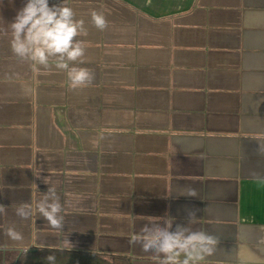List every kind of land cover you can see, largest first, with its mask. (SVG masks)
<instances>
[{"label": "crops", "instance_id": "1", "mask_svg": "<svg viewBox=\"0 0 264 264\" xmlns=\"http://www.w3.org/2000/svg\"><path fill=\"white\" fill-rule=\"evenodd\" d=\"M73 8L94 80L18 59L0 0V264L38 247L161 264L136 242L146 220L220 236L201 264H232L241 233L264 257V0H50ZM95 9L107 27L90 20ZM56 187L63 230L36 203ZM195 189L197 195H188ZM31 205L20 221L14 209ZM197 220L188 222V212ZM24 234L16 244L4 230ZM69 243H68V242Z\"/></svg>", "mask_w": 264, "mask_h": 264}, {"label": "clouds", "instance_id": "2", "mask_svg": "<svg viewBox=\"0 0 264 264\" xmlns=\"http://www.w3.org/2000/svg\"><path fill=\"white\" fill-rule=\"evenodd\" d=\"M91 24L99 30L107 27L103 13L93 9L90 12ZM11 29L10 47L13 54L20 60L31 61L43 69L53 67L62 71L72 90L86 87L94 80V73L78 66L84 64L85 47L77 37L87 35V28L82 20L76 19L72 7L63 2L50 6V0H26L18 10ZM257 154L264 155V144L258 143ZM253 178L264 181V176L253 174ZM49 185L42 192L36 203L37 212L47 225L56 230H63L66 219L61 215L64 204L61 203L56 187L46 179ZM188 195L196 196L195 189L188 190ZM7 207L0 204V216L7 215ZM20 221H28L33 215L30 204L23 203L14 209ZM197 220L195 211L188 212V222ZM138 242L145 252H152L161 257V264H201L207 258L216 255L219 249L220 236L205 230H193L188 225L173 224L160 219L146 220L139 228ZM9 241L21 244L25 237L18 231L15 224H9L4 230ZM246 235L241 233L236 248L226 253L232 264H264V257L258 255L246 242ZM68 242V241H67ZM69 243V242H68ZM56 257H47L54 262Z\"/></svg>", "mask_w": 264, "mask_h": 264}, {"label": "trees", "instance_id": "3", "mask_svg": "<svg viewBox=\"0 0 264 264\" xmlns=\"http://www.w3.org/2000/svg\"><path fill=\"white\" fill-rule=\"evenodd\" d=\"M50 255L56 257L54 262L47 260ZM15 264H131V262L128 257L118 254L38 247L22 253Z\"/></svg>", "mask_w": 264, "mask_h": 264}]
</instances>
